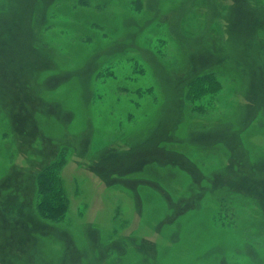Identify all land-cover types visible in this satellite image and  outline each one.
<instances>
[{
  "label": "rangeland",
  "instance_id": "374dc122",
  "mask_svg": "<svg viewBox=\"0 0 264 264\" xmlns=\"http://www.w3.org/2000/svg\"><path fill=\"white\" fill-rule=\"evenodd\" d=\"M76 1L0 0V264H264V0ZM207 68L222 92L201 119L181 83ZM63 143L53 223L29 172ZM215 196L234 228L211 221Z\"/></svg>",
  "mask_w": 264,
  "mask_h": 264
},
{
  "label": "trees",
  "instance_id": "16d2710c",
  "mask_svg": "<svg viewBox=\"0 0 264 264\" xmlns=\"http://www.w3.org/2000/svg\"><path fill=\"white\" fill-rule=\"evenodd\" d=\"M89 4V0H77L75 6L82 7ZM134 4L136 12L139 13L144 9L142 1L137 0ZM48 28L49 26H46V24L41 26L42 32H45V30H47ZM155 41L157 42L155 43ZM151 42V45H154L153 43H155L153 47L155 53L159 57L165 58L167 41L164 38H156ZM130 60L132 61V63L130 64L131 68L126 74V79L131 80L134 75L135 78H137L138 75L140 77H144L147 72V68L144 66V64L134 59V57ZM114 62L115 60L98 67V69L94 73L96 79L102 81L113 79L116 73ZM212 65L214 64H211L210 66ZM188 72L189 77L186 78L183 83L180 82L183 89H181V98L183 99V101L185 100L189 113L201 119L205 117L207 118L211 113L214 112L216 107L219 106L217 97L221 95L222 83L217 77L218 71L207 68L204 70L198 69L192 72ZM123 90L125 92L135 94L138 99L141 100L140 102L132 100L133 104L136 107L142 106L143 109H145L144 101L148 96H151V98L147 99L149 102H152V99L156 101V96L152 86H138L136 89L125 87L123 88ZM132 117L133 116L130 114L128 117L129 121H132ZM67 144H60V146L58 147L59 149H57L58 151H56L55 154H53V156H51L48 160L42 162L40 168L36 171L35 174H33L31 171L29 172V175L31 177L30 183H32L31 190L33 187L35 195L33 212L37 213L39 218L48 222H62L66 218V215L69 211L70 200L66 191L64 179L61 175L62 168L68 161L67 159L69 148L67 146H69L70 143L68 145ZM114 151L110 150V152L112 153ZM119 152L122 153L124 152V150L115 151V153ZM215 198L216 196L207 200L208 202H210V211L211 215H213L211 217V221L213 220L212 222H218L219 225L223 228H234L233 224L231 223L232 221L225 220L224 217V215H226L225 213L227 212V209H225L224 206V203H226L225 200L220 199L221 208H219L218 202Z\"/></svg>",
  "mask_w": 264,
  "mask_h": 264
}]
</instances>
